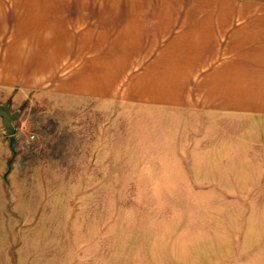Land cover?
<instances>
[{"label": "rangeland", "instance_id": "obj_1", "mask_svg": "<svg viewBox=\"0 0 264 264\" xmlns=\"http://www.w3.org/2000/svg\"><path fill=\"white\" fill-rule=\"evenodd\" d=\"M11 93L3 99L19 117L0 152L1 264H264L258 158L138 157L162 137L157 128L182 137L194 122L213 136L228 125L264 138L263 119Z\"/></svg>", "mask_w": 264, "mask_h": 264}, {"label": "crops", "instance_id": "obj_2", "mask_svg": "<svg viewBox=\"0 0 264 264\" xmlns=\"http://www.w3.org/2000/svg\"><path fill=\"white\" fill-rule=\"evenodd\" d=\"M40 89L168 116L264 120V0H0V105ZM197 126L182 137L157 128L138 157H256L264 169L263 137ZM5 137L0 115V152Z\"/></svg>", "mask_w": 264, "mask_h": 264}, {"label": "water", "instance_id": "obj_3", "mask_svg": "<svg viewBox=\"0 0 264 264\" xmlns=\"http://www.w3.org/2000/svg\"><path fill=\"white\" fill-rule=\"evenodd\" d=\"M0 115L3 118L6 135H14L16 132L14 121L19 117V112H12L9 105H0Z\"/></svg>", "mask_w": 264, "mask_h": 264}]
</instances>
